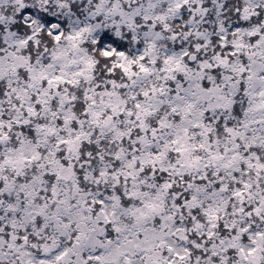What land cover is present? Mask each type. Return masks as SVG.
<instances>
[{"label":"snow or ice","instance_id":"snow-or-ice-1","mask_svg":"<svg viewBox=\"0 0 264 264\" xmlns=\"http://www.w3.org/2000/svg\"><path fill=\"white\" fill-rule=\"evenodd\" d=\"M0 264H264V0H0Z\"/></svg>","mask_w":264,"mask_h":264}]
</instances>
